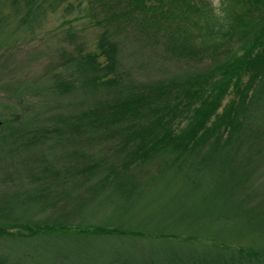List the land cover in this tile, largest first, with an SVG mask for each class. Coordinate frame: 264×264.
Here are the masks:
<instances>
[{"label":"trees","instance_id":"16d2710c","mask_svg":"<svg viewBox=\"0 0 264 264\" xmlns=\"http://www.w3.org/2000/svg\"><path fill=\"white\" fill-rule=\"evenodd\" d=\"M66 1L0 0V37ZM223 2L219 14L210 0H89L97 52L78 42L0 85V179L39 180L0 193V264H264V0ZM154 160L159 173L137 179ZM167 177L179 217L136 214ZM180 234L185 249L155 245Z\"/></svg>","mask_w":264,"mask_h":264},{"label":"rangeland","instance_id":"374dc122","mask_svg":"<svg viewBox=\"0 0 264 264\" xmlns=\"http://www.w3.org/2000/svg\"><path fill=\"white\" fill-rule=\"evenodd\" d=\"M88 1L89 0H67L56 11H50L42 25L37 27L34 31L25 30L17 19L12 18L8 34L0 37V85L11 78H33L46 72L52 62L54 66L55 64L58 65L61 63L62 58L60 57V53L62 50L65 49L70 53L75 50L76 43L78 42L82 41L86 48L85 51L97 52L98 37L103 27L98 23L97 19L87 14ZM210 1L214 5L216 12L221 14L224 6L223 0ZM68 29L75 30V32L79 33L77 37L78 41H74V45L70 43V41H66L65 35H67ZM132 61L134 60H130V65L136 80L146 78L148 76V70L146 64L142 62V58L136 57V61ZM58 153L59 152H56V155L61 158V154ZM56 155L53 157L54 159ZM51 156L53 155L51 154ZM53 164H55L54 161ZM161 165L160 161L154 160L148 164L136 166L135 177L141 180L151 174H158ZM9 169L13 171V168L9 167ZM2 176L3 172H0V177ZM23 178H25L24 181L18 179V174L14 171L13 174L5 180L3 178L0 179V193L9 190L10 187H14L17 183H26L28 185L35 181L38 183L39 181L30 177ZM179 181L180 180L174 181V177H167L163 180L153 181L148 187H144L142 197L136 199V203L140 207L135 210V213L142 216H158L160 214L165 215V217H169L170 214H175V216L179 217L181 212L176 210V207L181 208V200L172 198L175 190L179 187ZM77 185L78 181H76V184L73 183L69 185L68 188L72 189V192L75 193L78 191L76 194L88 189L87 184H84L82 187H77ZM90 190L84 192H90ZM78 197L74 198L77 200ZM179 225H181L180 227L186 226L182 222H180ZM178 231L181 232L182 229H178ZM179 236V238L171 237L169 239L157 241L155 245H161L160 247L165 249H185V245L180 244L184 242V239L181 234ZM142 242L150 244L147 240H143ZM207 242L208 241L205 240H199L196 244L198 248H203L204 243ZM69 245L77 257L85 256L86 252L89 254V247H82L80 244H75L70 241ZM92 252V256L97 254V251L93 250Z\"/></svg>","mask_w":264,"mask_h":264}]
</instances>
